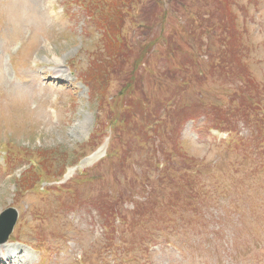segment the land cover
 I'll return each mask as SVG.
<instances>
[{
	"label": "rangeland",
	"instance_id": "rangeland-1",
	"mask_svg": "<svg viewBox=\"0 0 264 264\" xmlns=\"http://www.w3.org/2000/svg\"><path fill=\"white\" fill-rule=\"evenodd\" d=\"M263 141L264 0H0L5 264H264Z\"/></svg>",
	"mask_w": 264,
	"mask_h": 264
},
{
	"label": "water",
	"instance_id": "water-1",
	"mask_svg": "<svg viewBox=\"0 0 264 264\" xmlns=\"http://www.w3.org/2000/svg\"><path fill=\"white\" fill-rule=\"evenodd\" d=\"M17 217V210L13 208L7 209L2 214L0 217V242H4L8 239L10 233L13 230Z\"/></svg>",
	"mask_w": 264,
	"mask_h": 264
},
{
	"label": "trees",
	"instance_id": "trees-1",
	"mask_svg": "<svg viewBox=\"0 0 264 264\" xmlns=\"http://www.w3.org/2000/svg\"><path fill=\"white\" fill-rule=\"evenodd\" d=\"M241 11H242V12H245V10H243V9H241ZM217 31H218V29H217ZM246 86H253V82L250 81V79H249V80H248V83L246 84ZM239 89H240L241 91H243V92H248V91H244V90H247V89H248L247 87H245V88L239 87ZM253 99L256 100L255 96H253ZM170 167H172V168L174 169V171H177V168L175 169V165H174V166H171V163H170V165H169L167 168H165V169H168V168H170ZM186 183H187V181H186V179H185V176H182V177H181V183L178 185V187L182 190L183 187L181 186V184H182V185H185V187H186ZM196 185H197V184H194V183H193V189H194V192H195ZM174 186H176V184H175L174 180L172 179V181H171V183H170V189L172 190ZM184 189H185V188H184ZM194 198L197 199L198 196H194Z\"/></svg>",
	"mask_w": 264,
	"mask_h": 264
},
{
	"label": "bare ground",
	"instance_id": "bare-ground-1",
	"mask_svg": "<svg viewBox=\"0 0 264 264\" xmlns=\"http://www.w3.org/2000/svg\"><path fill=\"white\" fill-rule=\"evenodd\" d=\"M98 156V154H96L93 158H96ZM1 246V245H0ZM3 261V259H0V263Z\"/></svg>",
	"mask_w": 264,
	"mask_h": 264
}]
</instances>
